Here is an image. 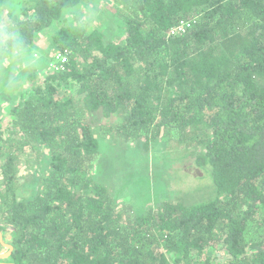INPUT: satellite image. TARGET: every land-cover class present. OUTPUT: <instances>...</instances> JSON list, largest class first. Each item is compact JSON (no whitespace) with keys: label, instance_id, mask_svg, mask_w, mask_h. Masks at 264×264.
Segmentation results:
<instances>
[{"label":"trees","instance_id":"obj_1","mask_svg":"<svg viewBox=\"0 0 264 264\" xmlns=\"http://www.w3.org/2000/svg\"><path fill=\"white\" fill-rule=\"evenodd\" d=\"M109 1L119 40L61 20L82 0H29L0 38V63L49 30L64 58L0 118V264H264V0ZM94 115L124 144L173 147L210 196L117 203L94 176Z\"/></svg>","mask_w":264,"mask_h":264},{"label":"rangeland","instance_id":"obj_2","mask_svg":"<svg viewBox=\"0 0 264 264\" xmlns=\"http://www.w3.org/2000/svg\"><path fill=\"white\" fill-rule=\"evenodd\" d=\"M28 2L0 0V38L9 19L12 21L14 16H18L20 9ZM61 20L65 24H79L101 31L105 43L121 38L114 6L109 0H82ZM50 33L51 30L39 34L33 47L10 55L0 63L2 121L6 116L5 111L20 92L33 85L36 82L34 79L54 70L56 54L49 43ZM91 121L101 151L94 176L111 192L117 203H129L134 213L139 215L163 201L174 202L179 198L190 202L210 196L209 183L204 174L186 169L187 164L179 160V153L173 147L168 149L162 142H157L151 143L145 151L140 143L124 144L110 135L106 127L111 120L94 115ZM26 156L20 158L17 174L22 198L35 194L40 176L36 157L32 154ZM5 253L6 248H0V254Z\"/></svg>","mask_w":264,"mask_h":264},{"label":"built area","instance_id":"obj_3","mask_svg":"<svg viewBox=\"0 0 264 264\" xmlns=\"http://www.w3.org/2000/svg\"><path fill=\"white\" fill-rule=\"evenodd\" d=\"M185 26L188 27V25H182V26H180L177 30H178V31H181V30H183V28H184ZM55 59H56V63L53 65V69H54V70H57V69L59 68L60 63H61L62 61H64V58L61 57L60 54H56ZM58 64H59V65H58ZM57 65H58V66H57Z\"/></svg>","mask_w":264,"mask_h":264},{"label":"water","instance_id":"obj_4","mask_svg":"<svg viewBox=\"0 0 264 264\" xmlns=\"http://www.w3.org/2000/svg\"><path fill=\"white\" fill-rule=\"evenodd\" d=\"M0 243H1L5 248L8 249V252H7V253L0 255V258L7 257V256L9 255L10 251L12 250V247H11L10 245L5 244V243L3 242V239H2V235H1V233H0Z\"/></svg>","mask_w":264,"mask_h":264},{"label":"crops","instance_id":"obj_5","mask_svg":"<svg viewBox=\"0 0 264 264\" xmlns=\"http://www.w3.org/2000/svg\"><path fill=\"white\" fill-rule=\"evenodd\" d=\"M5 12V11H4ZM6 13V12H5Z\"/></svg>","mask_w":264,"mask_h":264}]
</instances>
